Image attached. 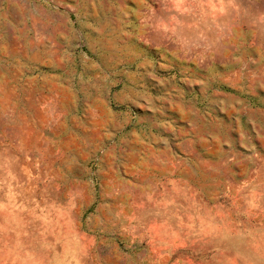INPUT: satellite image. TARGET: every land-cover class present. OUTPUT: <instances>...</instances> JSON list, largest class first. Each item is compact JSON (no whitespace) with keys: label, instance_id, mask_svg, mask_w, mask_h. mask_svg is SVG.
I'll return each mask as SVG.
<instances>
[{"label":"rangeland","instance_id":"obj_1","mask_svg":"<svg viewBox=\"0 0 264 264\" xmlns=\"http://www.w3.org/2000/svg\"><path fill=\"white\" fill-rule=\"evenodd\" d=\"M0 264H264V0H0Z\"/></svg>","mask_w":264,"mask_h":264}]
</instances>
